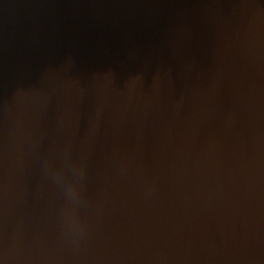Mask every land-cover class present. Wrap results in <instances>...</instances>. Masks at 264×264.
Masks as SVG:
<instances>
[{
  "label": "water",
  "instance_id": "obj_1",
  "mask_svg": "<svg viewBox=\"0 0 264 264\" xmlns=\"http://www.w3.org/2000/svg\"><path fill=\"white\" fill-rule=\"evenodd\" d=\"M3 264H264V0H0Z\"/></svg>",
  "mask_w": 264,
  "mask_h": 264
},
{
  "label": "clouds",
  "instance_id": "obj_2",
  "mask_svg": "<svg viewBox=\"0 0 264 264\" xmlns=\"http://www.w3.org/2000/svg\"><path fill=\"white\" fill-rule=\"evenodd\" d=\"M0 264H3V262H2V261H0Z\"/></svg>",
  "mask_w": 264,
  "mask_h": 264
}]
</instances>
